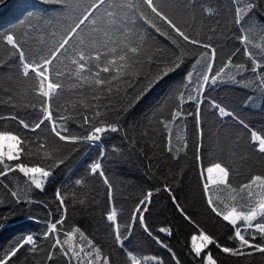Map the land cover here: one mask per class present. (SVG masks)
<instances>
[{"label": "snow or ice", "instance_id": "1", "mask_svg": "<svg viewBox=\"0 0 264 264\" xmlns=\"http://www.w3.org/2000/svg\"><path fill=\"white\" fill-rule=\"evenodd\" d=\"M5 2L0 0V5ZM42 2L46 5L42 13L29 12L10 30L0 32V51L6 53L0 56V106L8 109L0 114V121L12 122L19 129H0V191L4 196L0 198V238L8 241L6 248H0V264H41L36 259L41 254L46 257L44 264H55L56 257H63L67 264H114L104 246L78 225L64 230L69 201L82 211L95 203L86 192H55L59 217L43 233V239L50 242L48 249L40 238L26 233V226L19 223L26 218L19 213L26 205L43 203L29 193L45 191L55 171L81 145H96L106 134L119 133L127 151L113 146L117 162L127 163L133 154H143L141 141L151 135L158 114L155 122L165 133L164 151L173 160L186 155L188 148L186 135L180 132L173 145V128L188 116L193 118L195 158L200 162L205 201L217 224L228 230L227 240L233 242L232 246L220 243L196 223L165 184L163 191L177 211L197 229L189 249L193 260L221 264L213 247L231 258L264 257V127L256 129L244 115L257 106V98L264 109V0H229L226 8L210 0ZM222 15L228 17L223 23ZM231 40L240 46L229 47L226 42ZM187 63L190 69L186 70ZM177 75L183 78L174 84ZM222 84L254 88L229 108L224 101L205 95L207 89ZM161 94L163 100L155 105L152 116L136 120ZM205 100L221 123L225 118L231 122V131L222 141L217 134L211 148L231 163L216 159L203 165ZM107 155L102 150L87 174L106 189L110 207L104 219L113 251L119 250L122 264H165L159 256L138 255L128 247L138 224L180 264L173 249L153 235L146 221L152 191L137 202L127 222L121 221V211L111 203L114 185L101 162ZM237 161L240 168L247 166L248 173L244 181L234 184V175L241 174L232 166ZM255 165L261 166L259 171H253ZM13 174H20L17 179L24 188L5 182ZM74 185L84 189L87 181L77 178ZM49 215L54 213L49 210ZM158 231L173 234L167 227Z\"/></svg>", "mask_w": 264, "mask_h": 264}, {"label": "trees", "instance_id": "2", "mask_svg": "<svg viewBox=\"0 0 264 264\" xmlns=\"http://www.w3.org/2000/svg\"><path fill=\"white\" fill-rule=\"evenodd\" d=\"M213 5L227 7L229 0H210ZM46 5L42 0H6L3 5H0V32L10 30L20 19H23L29 12L42 13ZM228 17L222 15V23ZM159 38V37H158ZM163 40V38H159ZM229 47L240 46L238 41H227ZM0 56H6V53L0 51ZM185 69H190V63L185 65ZM251 78V74H246ZM182 75H177L174 84H178L182 79ZM254 86L244 88L239 85L222 84L214 88L207 89L205 95L208 98L224 101L229 108L235 107L245 95L253 91ZM258 97V93H257ZM163 100V95L158 96L150 105L144 107L135 117L138 121H144L145 117L152 116L156 104ZM260 101L257 98V106L251 110L244 112L245 117L255 126L256 129L264 127V109L259 107ZM242 106V105H241ZM185 108L194 111L191 105H185ZM7 108L0 106V114H6ZM28 111H32L29 109ZM21 115L24 112L21 111ZM163 115H168L167 110ZM203 129L205 133L204 148L202 152L203 165L208 166L213 160L223 159L229 163L227 156H221L219 152L213 153L211 150L213 142L218 137L223 140V137L228 134L231 122L225 118L221 123L219 118L213 115V110L208 107V101L202 105ZM159 116V114H158ZM153 118V123L150 127L151 135L141 141V146L144 148L143 154H133L131 160L127 163L117 162L113 158V146H120L127 151V145L122 140V135L119 133H108L98 142L97 145H81L77 151L69 154V158L65 164L57 169L54 176L51 178V183L46 185L45 191L34 190L29 193L31 198L43 203L26 205L23 211L19 213L26 219L19 223L26 226V233L30 232L34 235H39V242L45 249L50 247V242L43 239V233L46 230V225L59 217L56 213L57 202L55 201V192L60 190L68 193L77 191L79 195L81 191L86 192L90 198L95 199V203H91L87 210H81L79 206H73L69 201V219L67 220L64 230H69L72 226L78 225L90 238L95 239L98 243L104 246L106 252L112 255L114 264H122V258L119 250L113 251V246L110 243L108 229L105 227L106 220L104 214L110 207L105 192L100 180L90 177L87 174L89 164L94 160L100 159L99 153L104 150L107 152V157L101 162L106 168V173L109 175L115 189V200L111 203L121 211L120 217L122 222H127L131 215L132 209L137 202L143 198L148 191L153 192L152 203L149 205V211L145 214L146 221L153 232L154 236H158L164 243H167L176 253L180 264H197L190 254L191 236L196 234L197 229L186 222L172 203L168 193L163 191V186L168 184L172 187L174 195L185 211L206 231L211 232L216 236L220 243L232 246L233 242L227 240L228 230L217 224V218L210 212L205 201L203 193V180L200 175V162L195 158V125L193 118L188 116L183 124L177 122L178 126L173 128V145L177 143L176 133L186 135L188 148L186 155L181 153L179 160H173L169 154L164 151L165 140L164 130L162 126L156 124ZM147 123V121H145ZM186 124V128L184 125ZM76 128L75 124L71 125ZM0 129L9 131H19L12 122L0 121ZM31 136V133H27ZM43 135V134H42ZM155 141V145H153ZM25 163L36 161L25 160ZM241 174L234 175L233 183H239L247 178L248 168H240L239 161L232 165ZM260 165H255L253 171H259ZM20 174L10 175L6 183L14 185L19 183L21 188H24L23 182L18 180ZM77 178H85L87 185L84 189H77L74 181ZM178 178V183H177ZM161 191L157 192L156 189ZM0 198H4L3 192L0 191ZM48 205V208L44 207ZM49 210L54 213L49 215ZM161 227L171 228L172 236L166 233H160L158 230ZM8 241L0 238V248H6ZM130 249H134L138 255H155L163 258L165 264H175L171 255L166 249H163L155 241L148 237L146 233L137 224L134 228L132 243L128 245ZM214 254H218L221 264H264V257L256 255L253 258H231L219 254L218 250L212 248ZM45 255L41 254L36 257L37 260L44 264ZM55 264H67L63 257H56Z\"/></svg>", "mask_w": 264, "mask_h": 264}, {"label": "rangeland", "instance_id": "3", "mask_svg": "<svg viewBox=\"0 0 264 264\" xmlns=\"http://www.w3.org/2000/svg\"><path fill=\"white\" fill-rule=\"evenodd\" d=\"M96 145H97V144H96ZM76 243H77V244H79V243H80V241H79V238H78V237H77V241H76Z\"/></svg>", "mask_w": 264, "mask_h": 264}]
</instances>
